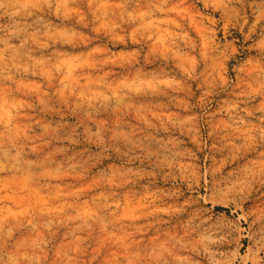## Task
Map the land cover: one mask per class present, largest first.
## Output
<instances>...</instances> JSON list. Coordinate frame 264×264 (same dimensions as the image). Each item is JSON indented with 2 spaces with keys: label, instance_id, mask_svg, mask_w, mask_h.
Masks as SVG:
<instances>
[{
  "label": "clouds",
  "instance_id": "clouds-1",
  "mask_svg": "<svg viewBox=\"0 0 264 264\" xmlns=\"http://www.w3.org/2000/svg\"><path fill=\"white\" fill-rule=\"evenodd\" d=\"M0 264H264V0H0Z\"/></svg>",
  "mask_w": 264,
  "mask_h": 264
}]
</instances>
